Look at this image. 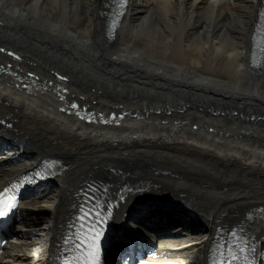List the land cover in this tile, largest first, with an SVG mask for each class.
Here are the masks:
<instances>
[{"label":"bare ground","instance_id":"bare-ground-1","mask_svg":"<svg viewBox=\"0 0 264 264\" xmlns=\"http://www.w3.org/2000/svg\"><path fill=\"white\" fill-rule=\"evenodd\" d=\"M261 1L129 0L109 39L103 0H0V47L20 58L0 53V190L47 158L60 165L54 189L21 206L0 264H55L89 186L104 189L111 235L151 210L188 232L149 264H209L231 229L238 255L247 247L259 264L264 62L253 69L250 56Z\"/></svg>","mask_w":264,"mask_h":264},{"label":"snow or ice","instance_id":"snow-or-ice-1","mask_svg":"<svg viewBox=\"0 0 264 264\" xmlns=\"http://www.w3.org/2000/svg\"><path fill=\"white\" fill-rule=\"evenodd\" d=\"M127 10V0H121V16ZM3 51V50H0ZM9 55H12L11 53ZM72 107H78L72 105ZM16 198L7 193H0V218L6 217L16 206ZM81 216L78 218L81 222V230L84 232L82 239H78L77 250L78 255L69 257L63 261V264H100V243L104 234V229L111 217V213L94 212L93 210L84 211L81 209ZM238 233L233 232V236ZM249 249L247 247H240L239 252L243 256H237L236 252L229 246V253L232 261L244 259L248 261L250 257L247 256Z\"/></svg>","mask_w":264,"mask_h":264},{"label":"rangeland","instance_id":"rangeland-1","mask_svg":"<svg viewBox=\"0 0 264 264\" xmlns=\"http://www.w3.org/2000/svg\"><path fill=\"white\" fill-rule=\"evenodd\" d=\"M33 66H34V64H33ZM53 73V71H51V74ZM137 85H138V83H137ZM81 88V87H80ZM93 90H91V92H92ZM220 109H216V110H214L215 111V113L216 114H220L221 113V110L219 111ZM177 112H181V110H177ZM204 112H207V111H204ZM213 112V111H212ZM232 114H236V112H232ZM135 117V116H134ZM244 118V117H243ZM246 118V117H245ZM249 118V117H248ZM217 132H214V134H216ZM10 157V156H9ZM131 157L133 158V159H135L136 158V156H135V154H132L131 155ZM63 164V163H62ZM64 169H62V170H66L67 169V167L65 168V167H63ZM104 178V177H103ZM53 186V185H52ZM54 187V186H53ZM48 190H51V189H48ZM182 219V218H181ZM20 229V228H19Z\"/></svg>","mask_w":264,"mask_h":264}]
</instances>
